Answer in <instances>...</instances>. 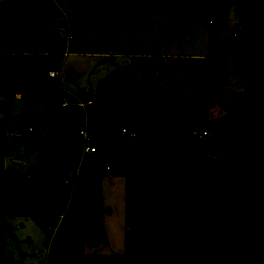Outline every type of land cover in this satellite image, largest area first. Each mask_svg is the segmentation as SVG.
<instances>
[{
    "label": "rangeland",
    "instance_id": "374dc122",
    "mask_svg": "<svg viewBox=\"0 0 264 264\" xmlns=\"http://www.w3.org/2000/svg\"><path fill=\"white\" fill-rule=\"evenodd\" d=\"M31 2L7 7L0 0V11L20 12L29 21L18 30L21 39L44 34L31 54L67 53L60 85L89 102L85 112L69 109L92 125L90 143L97 153L81 157V175L78 168L74 173L82 182L73 188L62 218L46 217L43 228L23 216L6 219V264H47L48 256L73 257L64 264H173L182 235L192 228L186 239L196 237L206 259L239 264L214 244L209 229L197 232L226 210L218 200L221 170L226 178L264 177L243 141L264 132L261 114L252 113L226 138L214 134V123L237 105L233 98L264 102V79L251 73L245 78L233 69L232 58L250 49L245 38L232 36L241 24L248 26L241 1L214 0L220 13L209 25L206 19L169 17L164 0H127L141 14L116 15L109 5V12L90 15L88 39L68 38L66 0H51L46 14ZM45 22L51 24L48 32ZM208 54L227 58V72L217 86L224 96L205 100L195 94L210 86ZM256 56L251 65L264 64V57ZM160 76L166 79L150 82ZM109 97L116 98L114 111L107 108ZM174 109L179 110L174 122L162 125L164 114ZM43 113L41 98L8 103L0 90V147L38 135ZM10 169L43 173L40 150L15 145L0 158V171Z\"/></svg>",
    "mask_w": 264,
    "mask_h": 264
},
{
    "label": "trees",
    "instance_id": "16d2710c",
    "mask_svg": "<svg viewBox=\"0 0 264 264\" xmlns=\"http://www.w3.org/2000/svg\"><path fill=\"white\" fill-rule=\"evenodd\" d=\"M7 7L23 4L26 0H4ZM51 0H33L31 7L46 14ZM169 17L206 19L213 22L219 17V8L214 0H164ZM248 12V40L264 45V0H240ZM66 0L67 33L69 37L88 39L90 15L109 12V5L116 15H140L141 11L127 0ZM29 21L17 11H0V90L6 102L11 103L19 97H39L44 104V113L39 121L38 135H30L27 140L12 139L10 146L0 147V158L14 150L15 145L26 143L38 148L42 154L44 171L41 174L19 173L12 169L0 171V264H6L4 254V232L6 219L13 216L30 218L43 228L46 217H61L65 214L75 186L82 178L75 179V169L81 161L82 139L79 135L82 124L81 114L62 108L63 98L68 94L49 77V72L59 70L63 54H31L44 40V34L29 40L21 39L19 28L26 27ZM47 22L44 23V30ZM44 32V33H45ZM47 40H45L46 42ZM133 47V46H132ZM134 47H136L134 45ZM255 55V56H254ZM255 53L247 57L235 56L233 69L245 78L256 72V65L250 61ZM210 86L200 89L195 97L209 100L223 97L212 82L213 73L221 80L226 76L227 58L208 55L206 59ZM255 75V74H254ZM258 76L264 79V64ZM166 77L151 78L159 82ZM214 127V134L228 137L239 125L247 124L252 113L264 118V102H236ZM102 101V97H99ZM178 109L164 114L162 125L174 122ZM91 130V127H90ZM0 140L3 142L2 134ZM247 151L254 156L264 172V132L255 133L243 139ZM219 197L226 207L225 212L211 220L201 234L209 229L215 236L214 244L226 256L239 264H264V177L226 178L224 174L216 177ZM170 184V180L167 181ZM171 185V184H170ZM229 188L227 193L225 187ZM194 229L186 231L178 245V256L173 264H213L192 243L186 239ZM73 257L48 256L47 264H64Z\"/></svg>",
    "mask_w": 264,
    "mask_h": 264
},
{
    "label": "built area",
    "instance_id": "2783aa9c",
    "mask_svg": "<svg viewBox=\"0 0 264 264\" xmlns=\"http://www.w3.org/2000/svg\"><path fill=\"white\" fill-rule=\"evenodd\" d=\"M208 24L212 25L213 22L209 21ZM232 36L234 38H245L248 42H250L248 40L247 28H245V26L242 24L234 29ZM250 44L260 56L264 57V45H258L252 42H250ZM57 72H58L57 70L49 72V77L57 80V76H58ZM87 104L90 105L89 102H85L81 99H78L76 98V96L73 95L72 102H69L68 96L63 98L61 107L62 108L75 107L78 111L81 110L85 112V107ZM90 127L91 126L88 124V121L86 119L82 121L80 131H79V135L82 139V149H81L82 156L94 154L96 152V149L92 147L90 143V136H91ZM34 131L35 130L33 128L28 129L29 133H33ZM122 133H126V131L123 129ZM201 136L202 137L207 136V132H203Z\"/></svg>",
    "mask_w": 264,
    "mask_h": 264
},
{
    "label": "crops",
    "instance_id": "0c3cea01",
    "mask_svg": "<svg viewBox=\"0 0 264 264\" xmlns=\"http://www.w3.org/2000/svg\"><path fill=\"white\" fill-rule=\"evenodd\" d=\"M83 1V0H82ZM84 2V1H83ZM66 7V6H65ZM131 16V15H130ZM63 17H65V20H66V24H67V18H66V14L65 13H63ZM67 26V25H66ZM46 28H47V32L48 31H50V29H51V24L48 22L47 23V25H46ZM67 36H68V33H67ZM68 38L69 39H71L72 37H69L68 36ZM248 42V41H247ZM47 43L49 44L50 42L47 40ZM248 44H249V51H248V53L246 54V55H244L243 57H247V56H249V54L250 53H255L256 55H259L255 50H254V48L252 47V45L250 44V42H248ZM47 45V44H46ZM46 53H48V52H46ZM46 53H43V54H46ZM40 54H42V53H40ZM40 54H36V55H40ZM55 54H63V59L67 56V53L66 52H63V53H55ZM1 55H3L2 53H1ZM208 55H211V54H208ZM260 56V55H259ZM220 57V56H219ZM2 58H0V60H1ZM205 59H207V57L205 58ZM63 62V61H62ZM256 65V72L253 74V73H251V74H253V76H256V77H258V78H260L259 76H258V74H259V72L261 71V65H259V64H255ZM59 76H60V73H59V70H58V76H57V82H58V84L60 85V81H59ZM262 79V78H261ZM60 87H61V85H60ZM62 88V87H61ZM201 89V88H200ZM68 95H79V94H77V93H69V92H67L66 90H64ZM16 98H23V97H19V96H17ZM226 114V113H225ZM224 114V115H225ZM224 115H222V116H224ZM41 118V117H40ZM219 121V120H218ZM217 121V122H218ZM217 122H215L214 124H216ZM92 126V125H91ZM91 133H92V127H91ZM208 134V133H207ZM97 153V151L94 153V154H96ZM94 154H90V155H94ZM79 166H80V164H79ZM254 167V164L252 163V168ZM253 172H255V171H253ZM78 173L80 174V168L78 167ZM81 175V174H80ZM70 203V202H69ZM59 218H62V216L61 217H59ZM193 239H192V243L194 244V246L203 254L204 252L202 251V248L196 243V240H197V238L196 237H192ZM211 242V241H210ZM179 245V244H178ZM210 245H213V243L211 242V244ZM205 254V253H204ZM203 254V255H204ZM205 257V256H204ZM206 258V257H205ZM211 258V257H210ZM208 260V259H207ZM211 262V261H210ZM213 263V262H212Z\"/></svg>",
    "mask_w": 264,
    "mask_h": 264
},
{
    "label": "water",
    "instance_id": "95a60500",
    "mask_svg": "<svg viewBox=\"0 0 264 264\" xmlns=\"http://www.w3.org/2000/svg\"><path fill=\"white\" fill-rule=\"evenodd\" d=\"M212 82L214 84H219L221 82V79L219 78V76L216 73H213ZM115 106H116V98L115 97H109L107 99V108L110 111H114L115 110ZM120 150H121V148H120ZM219 174H224V170H221L219 172Z\"/></svg>",
    "mask_w": 264,
    "mask_h": 264
}]
</instances>
